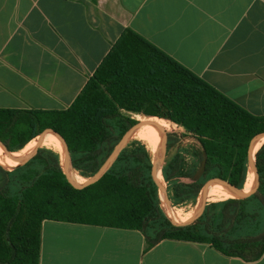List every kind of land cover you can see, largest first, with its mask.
I'll return each mask as SVG.
<instances>
[{"label": "trees", "instance_id": "1", "mask_svg": "<svg viewBox=\"0 0 264 264\" xmlns=\"http://www.w3.org/2000/svg\"><path fill=\"white\" fill-rule=\"evenodd\" d=\"M130 113L159 117L165 128L166 121L177 126L170 131L160 167L173 208L194 207L214 175L219 177L211 184L228 188L233 182L244 188L251 166L248 144L264 131V115L247 111L129 28L65 109L0 108V140L16 152L51 128L68 146L72 171L89 177L138 121ZM144 124L160 140L163 126ZM0 150L5 151L2 144ZM152 158L145 141L130 138L102 176L80 189L70 186L60 154L52 148L39 147L28 164L0 162V264H38L44 219L137 229L147 248L174 238L209 242L247 261L261 256L264 142L255 151L257 188L245 197L206 201L198 217L181 226L170 222L161 205L151 177Z\"/></svg>", "mask_w": 264, "mask_h": 264}, {"label": "crops", "instance_id": "2", "mask_svg": "<svg viewBox=\"0 0 264 264\" xmlns=\"http://www.w3.org/2000/svg\"><path fill=\"white\" fill-rule=\"evenodd\" d=\"M127 28L264 115V0H0V108L65 109ZM38 264H264V250L247 261L203 241L147 248L137 229L44 219Z\"/></svg>", "mask_w": 264, "mask_h": 264}, {"label": "water", "instance_id": "3", "mask_svg": "<svg viewBox=\"0 0 264 264\" xmlns=\"http://www.w3.org/2000/svg\"><path fill=\"white\" fill-rule=\"evenodd\" d=\"M161 118L159 117H155V116H148V118L146 119H143V120H138L135 124H133L124 134L123 136L120 138V140L118 141V143L115 145L113 151L110 153V155L107 157V159L104 161V163L102 164V166L94 173L92 174L91 176H89V178L86 180L85 183H78L73 177H72V168H71V164H70V156H69V149H68V146L64 140V138L55 130L51 129V128H45L43 129L38 135L40 137V141L42 142L43 141V138L45 136V134L49 131H53L57 134V136L59 137L60 141L65 145V150H66V156H65V162H64V166L63 167V171H64V174H65V177L68 181V183L70 184V186H72L73 188H77V189H80V188H83L85 186H88L89 184L95 182L97 179H99L102 174L108 169V167L111 165V163L113 162V160L115 159V157L117 156L118 152L120 151V149L125 145V143L131 138L134 130L137 128V126H139V124H144L146 122H156L158 124L161 125V122H160ZM163 126V125H161ZM163 128H165L163 126ZM167 130V129H166ZM264 131L262 132H258L256 134H254L250 141H249V144H248V150H247V155H248V158H249V161L251 162V165L253 166L254 168V171H255V177H254V180H253V183L251 185V187L249 188V190L247 192H244L242 191L241 189H239L237 186H235L233 184V182L230 181L229 178L225 177L227 180H229L232 185V187L234 188L235 192H236V196L241 198V197H245L247 196L249 193H252L258 186V183H259V175H258V168H257V161H256V158H255V151L252 150V144L254 143V141L256 140V138L261 134L263 133ZM169 135H170V132L168 131L167 133V137L157 146L156 148V151L155 153L153 154V158H152V164H151V177H152V180H153V183L154 185L156 186L159 194H160V197H164L165 200H166V203H167V208H168V211L166 212L170 222L175 225V226H181V225H185V224H188L190 221L188 222H178L176 221L175 219H173L171 213H170V210L172 208L171 206V203H170V200H169V197H168V194H167V191L165 189L164 186H161L159 185V183L157 182L156 180V166H157V160L159 159V154L161 152L162 154V158H163V153H164V150H165V147H166V144L168 142V139H169ZM0 142L2 143V145L4 146V148L6 149L8 155L10 156L11 159L14 160L15 162V165H24V164H28L33 158L34 156L36 155L37 153V150L38 148L36 149L35 151V154H33V156L26 160V159H21V158H18L16 156H14L12 154V152L14 151H11L4 142H2L0 140ZM162 161V160H161ZM161 163L160 162V167H161ZM219 176H212L210 178H208L202 189H201V192H200V196H201V203L195 213V216L194 218H192L191 221L195 220L198 215L201 213L204 205H205V202H206V194H207V191H208V187L209 185L216 179L218 178Z\"/></svg>", "mask_w": 264, "mask_h": 264}, {"label": "rangeland", "instance_id": "4", "mask_svg": "<svg viewBox=\"0 0 264 264\" xmlns=\"http://www.w3.org/2000/svg\"><path fill=\"white\" fill-rule=\"evenodd\" d=\"M130 115L133 116L136 120H143V119L148 118V116H143V115H140V114L130 113ZM166 124L168 125V127L167 128H164L161 131L160 140L158 141V143H157L156 146L153 145V143H154V137H152V141L151 142H149L148 140L147 141L146 140H143V141H145L147 143L148 147L151 149V151H152L153 154L155 153L157 146L167 137L168 131L170 132L171 130H174V129L177 128V126L175 124H172L170 122H167L166 121ZM48 137H52V136H48ZM131 138H136V137H135L134 134H132ZM31 141H33V146H34L33 154H35L36 149L38 147H41V146H45V147L52 148V149L56 150L60 154L61 164H62V166H64L65 156H66V150H65V145L62 142L60 143L59 146H54L50 141H45V143H43V141L42 142L40 141L39 135H37L36 137H34ZM0 144H2V143L0 142ZM20 152H21V150L16 151V152L14 151V152H12V154L14 156L18 157L19 154H20ZM33 154H32V156H33ZM0 157H1L0 158V162L5 163V164H7L9 166H14L15 165L14 160L10 158V156L8 155L6 149H5V151L0 150ZM158 157H159L160 160H162V154H161V152H160V154H159ZM30 158H28V159H30ZM28 159H26V160H28ZM72 172L78 178L83 179V182L82 183H85L86 180L89 178V177L80 176L76 171H72ZM248 183H246L245 188H248ZM226 185L228 186V189L225 187L227 189V191H228L227 194L232 195V196H236V192H235L234 188L232 187V185L231 184H228V183ZM163 186H164V184H163ZM243 190H244V188L242 189V191ZM223 191L217 192V195H209V196L207 195L208 200L209 199H212V198H216L218 196H226L227 197V195L224 194ZM200 203H201V196L199 195V197L197 199V203H196V205L194 207H191V208H177V207L176 208H173L172 207L171 210L175 213V215L177 216V219H178L176 221H178V222H185V221L188 222V221H190L188 224H191L193 222L191 220H192V218H194L195 213H196V211H197ZM161 205H162V203H161ZM165 207L167 208V206H165Z\"/></svg>", "mask_w": 264, "mask_h": 264}, {"label": "bare ground", "instance_id": "5", "mask_svg": "<svg viewBox=\"0 0 264 264\" xmlns=\"http://www.w3.org/2000/svg\"><path fill=\"white\" fill-rule=\"evenodd\" d=\"M139 130H142L144 132H146L149 137L151 138L152 140V137H154V143L153 145L156 146L158 141H159V137H158V134L157 132L151 128L149 125L147 124H141L139 126H137V128L134 130L133 134L135 135L136 138H139V139H142V140H146V138L140 133L138 132ZM46 136V137H45ZM44 138H43V143H45V141H50L54 146H59L61 141L59 139V137L52 133V132H47L45 134ZM48 136H52V137H48ZM147 141V140H146ZM264 142V134H260L256 140L254 141V143L252 144V150L253 151H256L257 148ZM48 145V144H47ZM34 148L33 146V141H29L21 150L18 158H21V159H24L25 156L28 154L29 150ZM1 158V157H0ZM160 162L161 160L158 159L157 160V166H156V180L157 182L159 183V185L163 186L164 182H163V179H162V175H161V171H160ZM2 163V162H1ZM5 164V163H3ZM7 165V164H5ZM9 166V165H8ZM72 177L78 182V183H82L83 182V179H80L78 178L73 172H72ZM253 177H254V168L253 166L251 165L250 168H249V177H248V180L246 183H248V188H245L244 186V192H247L249 190V188L251 187V184H252V181H253ZM251 182V183H250ZM246 185V184H245ZM228 189V188H227ZM227 189L225 188V186L223 185H218V184H210L209 187H208V191H207V195H217V192L219 191H223L224 194L228 196H232V195H229L227 194ZM222 192V193H223ZM161 203H162V206H163V209L167 212L168 209L165 207L167 206V203H166V200L164 197H161ZM164 203V204H163ZM170 213L172 215V217L175 219V220H178L177 219V216L175 215V213L170 210Z\"/></svg>", "mask_w": 264, "mask_h": 264}]
</instances>
